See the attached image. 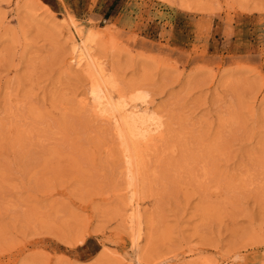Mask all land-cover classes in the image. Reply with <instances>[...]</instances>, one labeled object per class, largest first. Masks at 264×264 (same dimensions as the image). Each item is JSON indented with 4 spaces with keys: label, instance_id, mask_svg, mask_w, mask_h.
<instances>
[{
    "label": "rangeland",
    "instance_id": "obj_1",
    "mask_svg": "<svg viewBox=\"0 0 264 264\" xmlns=\"http://www.w3.org/2000/svg\"><path fill=\"white\" fill-rule=\"evenodd\" d=\"M0 264H264V0H0Z\"/></svg>",
    "mask_w": 264,
    "mask_h": 264
},
{
    "label": "bare ground",
    "instance_id": "obj_2",
    "mask_svg": "<svg viewBox=\"0 0 264 264\" xmlns=\"http://www.w3.org/2000/svg\"><path fill=\"white\" fill-rule=\"evenodd\" d=\"M70 18L72 25L76 29H78L74 19H72L73 17ZM96 35H97L96 32L89 31L88 34L86 35L87 39H83L81 40L80 43L75 44L73 46V52L75 57L74 63H76L77 66L84 65L87 71L90 74H92V76L95 77L96 80H98V82L100 81V83L103 85L101 86L100 84H96L92 87L90 91V95L95 103L94 109L105 114L108 113V115L106 114V116L110 115L111 117L109 116V118H111V120H114L116 122L118 126V127L116 126L117 127L116 130L119 131V134L122 137L123 142L126 144L124 145H125V150H127L128 153V162L130 165L134 166L136 151H135V145L133 146L132 144V140L139 136L145 138V134L147 136V134H150L149 132L152 131V129L158 128L157 126H159L158 125L159 123L152 116L151 113L152 111L150 112V110L147 107H142L141 110H138L133 106L125 107L123 105H120L116 101V95L114 91H112L111 87L109 88L108 86L109 85L108 78L106 77V71H108L107 70L108 68H106V66L103 65V63L98 60L97 56L95 57L94 52L91 51L92 45L90 46V44L92 43H90V41ZM144 128H146L147 130L146 133L142 132ZM134 171L135 170H133L131 175H133L135 179ZM138 213L139 212L136 209L135 214L139 222ZM135 237H136V245H137L139 234H137ZM136 258L137 260H139L138 254Z\"/></svg>",
    "mask_w": 264,
    "mask_h": 264
}]
</instances>
